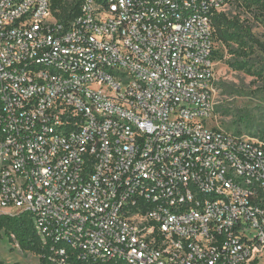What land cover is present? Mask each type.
<instances>
[{
	"label": "built area",
	"instance_id": "1",
	"mask_svg": "<svg viewBox=\"0 0 264 264\" xmlns=\"http://www.w3.org/2000/svg\"><path fill=\"white\" fill-rule=\"evenodd\" d=\"M0 0V216L45 264H251L264 140L216 126L226 0Z\"/></svg>",
	"mask_w": 264,
	"mask_h": 264
},
{
	"label": "rangeland",
	"instance_id": "2",
	"mask_svg": "<svg viewBox=\"0 0 264 264\" xmlns=\"http://www.w3.org/2000/svg\"><path fill=\"white\" fill-rule=\"evenodd\" d=\"M241 11L235 4L228 5L224 12L229 15ZM248 15H252L248 12ZM253 16V15H252ZM250 17V16H248ZM252 33L264 42V19L250 22ZM222 58L215 61V119L213 123L234 135L264 140V83L252 74L254 68L236 70L229 64L234 57L218 44ZM263 58V56H261ZM260 58V59H262ZM0 264H39V257L22 252L16 243L6 237L0 239ZM264 264V255L257 260Z\"/></svg>",
	"mask_w": 264,
	"mask_h": 264
},
{
	"label": "trees",
	"instance_id": "3",
	"mask_svg": "<svg viewBox=\"0 0 264 264\" xmlns=\"http://www.w3.org/2000/svg\"><path fill=\"white\" fill-rule=\"evenodd\" d=\"M81 0H73L72 5H63L60 18H70L69 10L78 11ZM227 6L235 4L241 9L237 14L217 12L212 17L214 52L213 60L222 58L221 48L227 50V55L233 56L234 61L229 65L236 70H246L263 80L264 83V42L259 41L252 33L251 20L264 19V0H226ZM251 12L252 15H248ZM250 16V17H248ZM263 56V58L261 57ZM262 58V59H260ZM6 237L17 244L25 253L39 257V264H45L47 248L43 245L35 231L32 218L28 213L15 216H0V239ZM251 264H257V260Z\"/></svg>",
	"mask_w": 264,
	"mask_h": 264
}]
</instances>
